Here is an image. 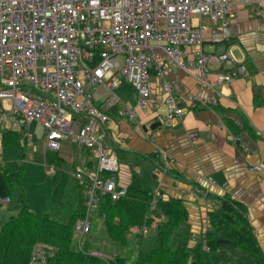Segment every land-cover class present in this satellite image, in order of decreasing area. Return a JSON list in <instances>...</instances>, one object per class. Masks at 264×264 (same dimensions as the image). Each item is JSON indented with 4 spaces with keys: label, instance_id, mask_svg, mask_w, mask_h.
Here are the masks:
<instances>
[{
    "label": "built area",
    "instance_id": "1",
    "mask_svg": "<svg viewBox=\"0 0 264 264\" xmlns=\"http://www.w3.org/2000/svg\"><path fill=\"white\" fill-rule=\"evenodd\" d=\"M236 3L263 6L256 14L264 18V0H0V99L11 101L23 124L36 122L44 129L47 151L58 152L62 142L71 140L97 160L94 170L78 168L73 174L86 187L87 199L85 217L74 225L78 238L90 231L100 196L118 201L126 195V188L116 186L118 159L99 135L114 107H118L119 117L136 119V109L117 95L119 79L136 92V108H147L152 103L149 69L155 66L168 120L180 118L183 110L166 80L170 67L165 59L199 87L221 95L222 87L246 77L247 72L227 52H203L206 26L201 20L224 21L233 14ZM187 48L195 56L193 67L186 59ZM158 49L164 58L155 55ZM216 64L231 68L210 80L209 66ZM101 88L108 97L98 106L95 94ZM196 107L192 101L190 108ZM161 170L167 168L159 169L163 174ZM45 173L53 176L54 167H46ZM161 189L158 184L152 191L151 211ZM9 203V198L0 199L2 206ZM142 230L145 233L147 228L131 227L129 235H139ZM201 242L202 249L209 252L205 236ZM91 255L111 260L94 252ZM29 264H46L41 245L32 249Z\"/></svg>",
    "mask_w": 264,
    "mask_h": 264
},
{
    "label": "crops",
    "instance_id": "2",
    "mask_svg": "<svg viewBox=\"0 0 264 264\" xmlns=\"http://www.w3.org/2000/svg\"><path fill=\"white\" fill-rule=\"evenodd\" d=\"M262 8L236 3L233 14L224 21L214 24L205 18L201 20L206 26L203 52L229 53L243 65L246 77L222 87L221 95H217L199 87L193 78L165 59L164 64L170 67L166 80L172 86L183 115L172 120L166 118L167 111L158 92L160 80L156 77L155 66H152L149 69L151 105L136 108V92L121 81L117 95L123 103L136 109V119L128 121L119 117L118 107H114L107 113L109 122L99 131L103 144L119 162V172L114 175L118 189L127 188L135 174L148 188L154 189L162 184L159 194L162 199L183 203L187 211L184 225L187 247L191 250L209 230L208 214L217 210L222 198L227 196L243 205L248 224L264 255V18L256 14ZM184 50L188 64L193 67L195 56L192 49ZM155 55L164 58L159 49ZM230 68L210 65L209 79L214 80L217 72ZM106 97L107 91L99 89L95 94L96 104L102 106ZM192 101L197 103L195 109L190 108ZM0 114L3 118L0 120V170L15 173L32 159L39 161V172L44 177L56 181L60 174L57 169L67 170L73 177L78 168L89 172L97 166L93 153L79 148L71 140L62 142L58 152L47 151L42 127L36 122L23 124L13 112L10 100L0 99ZM32 125L40 139L36 142L37 147L33 146L34 135H30ZM24 134L27 136L22 143ZM146 163H152L153 169L145 176L147 173L142 172L141 166ZM49 166L54 167L53 176L45 173ZM253 166L259 169L250 171ZM159 167L167 170H161L164 172L161 174ZM11 203L10 197V203L4 206ZM76 205L77 202L75 208ZM159 219L160 222L166 220L163 216ZM158 223H153L151 229L156 231ZM226 246L221 245L216 252ZM228 247L233 252L225 263L232 264L244 256L254 262L250 256Z\"/></svg>",
    "mask_w": 264,
    "mask_h": 264
},
{
    "label": "trees",
    "instance_id": "3",
    "mask_svg": "<svg viewBox=\"0 0 264 264\" xmlns=\"http://www.w3.org/2000/svg\"><path fill=\"white\" fill-rule=\"evenodd\" d=\"M17 175L18 172L0 170V199H10L20 190L17 213L0 226V264H29L36 245L44 248L46 264H205L207 252L202 249L201 241L193 250L187 247L188 236L184 229L187 211L183 203L159 196L155 210L151 211L153 189L146 187L135 174L126 188V195L118 201L108 196L99 197L94 224L81 239L76 237L74 225L85 217L86 187L80 185L81 195L74 212L61 221L48 213L37 214L27 208ZM101 197L105 200L101 201ZM161 216L166 220L156 227L154 246L148 251L142 250L143 238L131 237L129 229L150 227ZM208 225L207 254L216 252L221 245H228L250 256L256 264H264V255L248 224L243 205L227 196L222 198L220 207L208 214ZM96 235L117 245L120 253L108 256L111 260L91 255L94 250L90 241ZM174 235L178 243L171 249L168 242ZM85 237L87 241L83 243Z\"/></svg>",
    "mask_w": 264,
    "mask_h": 264
},
{
    "label": "rangeland",
    "instance_id": "4",
    "mask_svg": "<svg viewBox=\"0 0 264 264\" xmlns=\"http://www.w3.org/2000/svg\"><path fill=\"white\" fill-rule=\"evenodd\" d=\"M121 81L122 80L119 79V82ZM33 126L34 125L31 126L30 135L32 136L34 135L35 143L33 146L37 147L39 144L36 142L40 139L36 137L35 129ZM37 132L39 131L37 130ZM41 132L45 134L42 128H41ZM29 160L27 161V163L22 164L21 167L17 170L18 172L17 177L19 179L20 187L24 194V201H25L27 208H29V210L34 213L42 214V215L48 213L52 217L58 218L59 220L64 221L73 212L75 208V204L78 201L79 196L81 195V189L79 188L80 186L75 182L74 178L72 177V174L70 175V173H68L67 170H64V169L60 171L61 168L57 169V171H59L60 176L61 175L63 176L60 177L58 175L55 179L56 181H54L51 178L47 179L46 177L43 176V173L39 172L40 171L39 170L40 165L38 163L39 161H32V159H29ZM93 163L95 164L94 161ZM120 166L122 165L120 164ZM141 168H142V172L147 173L145 174L146 176V175H149V172L153 169V164L146 163L143 166H141ZM66 174L68 176H66ZM58 177H60V180L58 179L59 182H57ZM15 192L16 193L11 196L12 203L9 206L7 207L0 206V215L3 216L2 218H0V226L4 222H6L9 218V217L6 218L4 216L10 215V214L14 215L17 213L16 211L17 202L16 201H17V196L19 192L18 191H15ZM104 200H105V197H101V201H104ZM96 213L97 211H95L91 217V222H92L91 224H94V218H95ZM160 221L161 219H157L154 221V223H158ZM98 226L99 224H97V227ZM146 228L147 230L145 233L142 230V233L137 235L143 238L142 243H141V249L144 251L150 250L154 246L155 241H156V231L151 229L152 226L150 228L149 227H146ZM75 235L76 237H79V234L75 233ZM86 237L84 238L83 243L87 241ZM90 243H91V249L94 250V253L100 252L98 254L102 256L103 255L112 256L114 254L120 253L121 251V249L117 245L112 244L107 239L102 237V235L94 236L91 239ZM177 243H178V239L176 235H174L168 242V247H170L171 249H175ZM232 252H233L232 248L228 246L224 247V250H221V252L218 251L212 254H207L208 253L207 252L206 254H204L205 264H221L223 262H224L223 264H230L229 262L225 263V260L229 258L230 253ZM96 257H99V256H96ZM100 258L102 257L100 256ZM232 264H254V262H250V259L244 256V258L237 259Z\"/></svg>",
    "mask_w": 264,
    "mask_h": 264
}]
</instances>
